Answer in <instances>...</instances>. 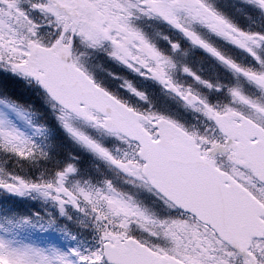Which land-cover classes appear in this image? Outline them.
I'll return each mask as SVG.
<instances>
[{
  "label": "snow or ice",
  "instance_id": "obj_1",
  "mask_svg": "<svg viewBox=\"0 0 264 264\" xmlns=\"http://www.w3.org/2000/svg\"><path fill=\"white\" fill-rule=\"evenodd\" d=\"M0 192V264H264V0H0Z\"/></svg>",
  "mask_w": 264,
  "mask_h": 264
},
{
  "label": "trees",
  "instance_id": "obj_2",
  "mask_svg": "<svg viewBox=\"0 0 264 264\" xmlns=\"http://www.w3.org/2000/svg\"><path fill=\"white\" fill-rule=\"evenodd\" d=\"M10 91L12 94L20 99L22 102L28 101V102H34V96H32L30 93L24 90L23 86L19 84H11L9 86ZM56 145V158L63 160L65 157L69 155L79 154L80 160L84 163L85 166L88 165L89 161L85 154L79 153L78 149L75 148V146H72V143L67 140L62 134L59 135L58 140L55 142ZM8 203L10 206L14 207L16 210H18L21 213H28L32 211L41 210L42 206L38 202H34L33 204H26L24 200H18V199H11L7 198L5 196L0 197V203Z\"/></svg>",
  "mask_w": 264,
  "mask_h": 264
},
{
  "label": "flooded vegetation",
  "instance_id": "obj_3",
  "mask_svg": "<svg viewBox=\"0 0 264 264\" xmlns=\"http://www.w3.org/2000/svg\"><path fill=\"white\" fill-rule=\"evenodd\" d=\"M202 59H203V58L200 56L199 53H197V54L195 55V60H196L197 62L201 61ZM109 67L111 68V65H109ZM117 71H119V69H117ZM120 74H121V75H128V73H127L126 71H122V72H120ZM129 78H131V77H129Z\"/></svg>",
  "mask_w": 264,
  "mask_h": 264
},
{
  "label": "rangeland",
  "instance_id": "obj_4",
  "mask_svg": "<svg viewBox=\"0 0 264 264\" xmlns=\"http://www.w3.org/2000/svg\"><path fill=\"white\" fill-rule=\"evenodd\" d=\"M22 86V85H21ZM25 90V89H24ZM26 91V90H25ZM24 102H28V101H24ZM72 146H73V144H72ZM0 194H2L1 192H0Z\"/></svg>",
  "mask_w": 264,
  "mask_h": 264
}]
</instances>
